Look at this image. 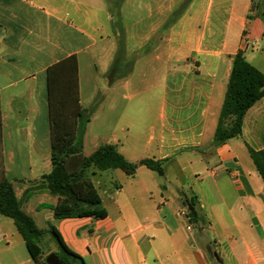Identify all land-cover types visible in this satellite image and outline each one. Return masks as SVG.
Here are the masks:
<instances>
[{"label":"crops","instance_id":"crops-1","mask_svg":"<svg viewBox=\"0 0 264 264\" xmlns=\"http://www.w3.org/2000/svg\"><path fill=\"white\" fill-rule=\"evenodd\" d=\"M252 4L258 13L252 14ZM238 49L264 74V0H0L3 176L8 157L29 166L40 158L51 169L48 69L70 56L77 63L86 123L104 114L109 130L102 144L130 162L162 160L164 169L162 175L145 165L132 176L123 172L117 193L125 184H150L139 205L130 201L139 197L132 189L119 199L122 216L116 220L109 212L98 220L55 219L50 209L37 210V204L57 200L35 181L50 169L31 179L19 170L9 181L22 209L30 211L29 199L43 195L32 209L47 211V224L84 264H264V182L246 147L264 148V95L245 112L238 137L213 142ZM65 67L58 79L69 85L71 69ZM15 115L44 117L45 144L14 142L5 151L4 118ZM28 127L33 124L19 125L17 132ZM90 167L94 175L97 168ZM172 169V175L186 173V186L168 188ZM183 192L196 198L199 220L188 219L192 229L179 234L166 213L181 206ZM136 206L151 214L120 232L129 225L125 214Z\"/></svg>","mask_w":264,"mask_h":264},{"label":"trees","instance_id":"trees-1","mask_svg":"<svg viewBox=\"0 0 264 264\" xmlns=\"http://www.w3.org/2000/svg\"><path fill=\"white\" fill-rule=\"evenodd\" d=\"M253 7L256 6L252 4L250 10ZM251 17V14L246 16L247 20ZM119 26V19L115 18L114 28ZM69 65L71 83L61 84L58 76L61 69ZM263 95L264 74L245 59L243 50L238 49L232 57L224 99L213 134L214 144L220 145L228 139L238 137L241 134L245 112ZM48 96L51 169L40 179L41 184L56 196L57 200L55 203L41 202L37 204V210L50 209L55 219L105 218L107 210L102 206L100 195L87 174L90 166H95L99 170L120 169L126 175L132 176L139 165H145L159 175L163 174L162 160L144 158L138 162H130L111 144H101L90 155H82L81 138L79 143H76V137L78 128H82L81 134L83 133L89 116L88 110L82 108L78 102L77 63L74 56L65 58L48 69ZM246 147L256 172L264 182V148L255 150L250 146ZM26 194V198L29 197V194ZM183 204L187 207L189 221L197 223L199 216L196 198L185 197ZM0 215L12 220L31 259L38 264L41 254L38 242L43 229L39 228L32 217L22 209L12 183L3 176L1 168ZM48 231L57 243L59 248L57 255L63 264L73 263L72 260L84 264L83 258L66 245L54 225L49 224Z\"/></svg>","mask_w":264,"mask_h":264},{"label":"rangeland","instance_id":"rangeland-1","mask_svg":"<svg viewBox=\"0 0 264 264\" xmlns=\"http://www.w3.org/2000/svg\"><path fill=\"white\" fill-rule=\"evenodd\" d=\"M253 13H258L256 9L250 10ZM247 19V18H246ZM115 19L113 20V28H114ZM82 74L83 78H86L88 76L89 70L83 66L82 68ZM87 82V81H86ZM88 84H86L87 89ZM83 102L82 104L84 106H87L89 103L83 96L82 98ZM22 103V102H21ZM92 103V102H91ZM90 106V105H89ZM103 108V107H102ZM44 117H23V116H9L4 118V128H3V145L4 150L10 153L12 148V144L14 142H19L21 144L23 143H31L39 142L40 144H45L44 141V125L42 122H44ZM147 119V118H146ZM27 123L29 125L30 123L33 124L32 129L28 127L29 132H17V129L19 125H22L24 123ZM144 125V124H143ZM82 127V125H81ZM108 130L105 124V117L103 113H99L97 117H94L90 123H86L84 127V131L82 132V128H78V135L76 137V143H79L81 138V153L84 156L90 155L100 144L106 143V137L108 135ZM2 153V148L0 147V154ZM13 159L8 157L5 160V163L3 164V167L6 168L5 172V178L10 180L14 177V174H16L19 170H21V173L25 175L27 179H31L35 176H37L39 173L47 172L49 171L50 163H47L46 166L43 164V161L40 158H36V161L38 164L33 163L30 166L28 164L23 165H16L13 162ZM1 164V163H0ZM2 166V164H1ZM46 167V168H45ZM93 167V166H92ZM90 168L87 170V174L91 181L94 183L98 193L101 196L102 200V206L109 212V214L112 217V220H116L119 217L122 216V213L118 209L119 206V199L122 201V197L127 194L128 191L131 189L133 191H136V194L139 195V197L135 198L134 205H139L141 201V196L143 202L146 201V197L144 196V192H147L149 186V181H144L141 183L140 181H137V183L133 184V188L129 184H125L123 186L124 190L121 193L116 192L115 184L123 185L122 183L124 181V173L121 170L113 169V170H105L100 171L98 169H95V174H90ZM173 172L168 177L170 180V183H168V188L175 190V186L178 183L184 184L186 186L185 182H188V176L185 175L186 173L178 174V175H172L174 172L177 173V169H172ZM169 173V172H168ZM36 183L40 182L41 179L35 180ZM18 185V184H16ZM47 192L52 195L48 190ZM53 196V195H52ZM44 196H37L36 198L33 196V198L29 199L30 202V211L25 208V211L28 213L29 216L32 217L35 224L43 229V233L39 237V246L41 248V254L38 259V264H46L47 257L52 253H59V248L57 246V243L55 239L51 236V234L48 231V226L46 222V210L42 211H36L33 208V204L39 201V199H42ZM56 197V196H55ZM181 206L176 207V205H173L175 208L172 212V209H170L166 213L167 219L171 220V223L174 225H177L179 234H183V232L186 231V225L188 224V221L185 216L179 214L182 210H184L188 214L187 207L183 204L184 198H188L189 195L186 193H182L181 195ZM138 209L135 213L127 212L125 216H127L126 221L129 222L128 226H125L124 229H119L120 232L124 231H130L137 227L138 225L143 224V219L145 217H148L151 213L147 212L143 208H140L139 206H136ZM160 214H164V212H160ZM151 217V216H150ZM192 225V224H191ZM73 263L69 264H79L78 260H72ZM0 264H35V262L31 259L24 241L21 237V235L17 232L13 222L11 219L4 217L0 215Z\"/></svg>","mask_w":264,"mask_h":264},{"label":"water","instance_id":"water-1","mask_svg":"<svg viewBox=\"0 0 264 264\" xmlns=\"http://www.w3.org/2000/svg\"><path fill=\"white\" fill-rule=\"evenodd\" d=\"M48 264H63L56 253H52L47 258Z\"/></svg>","mask_w":264,"mask_h":264},{"label":"built area","instance_id":"built-area-1","mask_svg":"<svg viewBox=\"0 0 264 264\" xmlns=\"http://www.w3.org/2000/svg\"><path fill=\"white\" fill-rule=\"evenodd\" d=\"M179 214H181V215H183V216H185L186 217V219H187V221H188V219H189V216H188V214L184 211V210H182ZM186 229L187 230H189V229H192V226H191V224L190 223H188L187 225H186Z\"/></svg>","mask_w":264,"mask_h":264}]
</instances>
